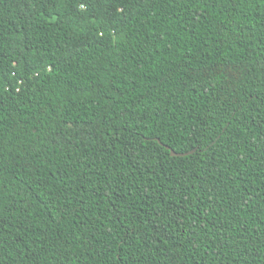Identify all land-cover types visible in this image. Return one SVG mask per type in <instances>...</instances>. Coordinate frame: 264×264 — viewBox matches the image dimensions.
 <instances>
[{"label": "trees", "instance_id": "trees-1", "mask_svg": "<svg viewBox=\"0 0 264 264\" xmlns=\"http://www.w3.org/2000/svg\"><path fill=\"white\" fill-rule=\"evenodd\" d=\"M0 264H264V0H0Z\"/></svg>", "mask_w": 264, "mask_h": 264}, {"label": "water", "instance_id": "water-1", "mask_svg": "<svg viewBox=\"0 0 264 264\" xmlns=\"http://www.w3.org/2000/svg\"><path fill=\"white\" fill-rule=\"evenodd\" d=\"M158 142H159V140H158ZM164 147L170 151V154L172 156H184V155H187L189 153H192V152H188V153H176L173 150H171L169 147H167V146H164Z\"/></svg>", "mask_w": 264, "mask_h": 264}]
</instances>
